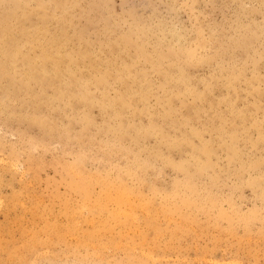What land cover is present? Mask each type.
I'll return each instance as SVG.
<instances>
[{"label":"rangeland","instance_id":"374dc122","mask_svg":"<svg viewBox=\"0 0 264 264\" xmlns=\"http://www.w3.org/2000/svg\"><path fill=\"white\" fill-rule=\"evenodd\" d=\"M0 264H264V0H0Z\"/></svg>","mask_w":264,"mask_h":264}]
</instances>
